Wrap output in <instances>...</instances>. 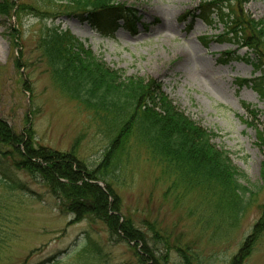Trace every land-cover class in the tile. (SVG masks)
Here are the masks:
<instances>
[{
  "label": "rangeland",
  "instance_id": "obj_1",
  "mask_svg": "<svg viewBox=\"0 0 264 264\" xmlns=\"http://www.w3.org/2000/svg\"><path fill=\"white\" fill-rule=\"evenodd\" d=\"M13 1L15 13L0 14V119L14 133L29 127L36 147L68 152L75 146L91 168L102 159L107 141L92 113L61 91L38 48L39 29L53 24L78 38L108 68L159 83L180 111L217 134L212 143L228 152L247 181L254 188L261 185L264 144L257 132L264 126V99L240 84L258 73L252 75L243 60L248 51L227 41L216 18L209 26L194 17L202 0H111L137 18L134 31L119 19L111 37L75 16L70 0ZM243 10L264 20V0H250ZM115 176L121 214L150 244L148 224L166 237L165 248L162 243L152 247L167 264H182L176 247L196 252L198 264H228L264 205L263 187L255 204L231 224L198 190H171L148 152L133 143ZM0 177V264H138L132 244L107 242L99 222H73L42 182L6 166ZM86 234L104 244V263L88 260L80 250ZM243 264H264V235Z\"/></svg>",
  "mask_w": 264,
  "mask_h": 264
},
{
  "label": "trees",
  "instance_id": "obj_2",
  "mask_svg": "<svg viewBox=\"0 0 264 264\" xmlns=\"http://www.w3.org/2000/svg\"><path fill=\"white\" fill-rule=\"evenodd\" d=\"M248 1L202 0L198 14L193 15L209 26L216 18L227 41L246 48L248 53L243 60L252 67V75H258L240 80V84L249 85L264 99V20H255L244 12L243 5ZM70 3L76 8L74 15L103 36H113L119 19L134 31L135 13L123 4L114 5L111 0H70ZM15 7L13 0H1L0 14L13 15ZM198 41L204 43L203 39ZM38 48L54 82L92 113L107 144L100 163L91 168L78 158L75 146L68 152L36 147L29 127L16 134L0 119V168H13L42 182L60 202V210L73 217V222L101 223L107 242L133 245L130 248L138 264L168 263L152 247L162 243L165 248L166 237L148 224L152 232L150 244L147 235L120 211V199L113 184L122 157L132 143L148 152L171 190L182 193L198 190L211 200L215 212L225 215L231 224L255 204L258 190L264 187V159L259 172L261 185L254 188L232 164L228 152L212 143L217 134L180 111L155 80L126 77L121 70L108 68L78 38L53 24H43L39 29ZM249 52L253 58L248 57ZM257 133L259 142L264 144V126ZM17 189L28 191L25 184H17ZM261 209L228 264H243L263 237L264 205ZM80 248L88 260L96 263H104L108 257L104 244L88 234L82 238ZM175 250L182 264L199 263L198 254L189 247Z\"/></svg>",
  "mask_w": 264,
  "mask_h": 264
},
{
  "label": "bare ground",
  "instance_id": "obj_3",
  "mask_svg": "<svg viewBox=\"0 0 264 264\" xmlns=\"http://www.w3.org/2000/svg\"><path fill=\"white\" fill-rule=\"evenodd\" d=\"M163 27L166 28V29L170 28V26L167 25L166 23H164Z\"/></svg>",
  "mask_w": 264,
  "mask_h": 264
}]
</instances>
